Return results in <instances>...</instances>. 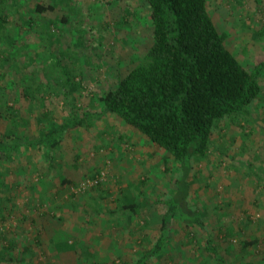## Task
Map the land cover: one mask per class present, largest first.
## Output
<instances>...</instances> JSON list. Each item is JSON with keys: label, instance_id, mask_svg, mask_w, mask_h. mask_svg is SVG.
<instances>
[{"label": "rangeland", "instance_id": "1", "mask_svg": "<svg viewBox=\"0 0 264 264\" xmlns=\"http://www.w3.org/2000/svg\"><path fill=\"white\" fill-rule=\"evenodd\" d=\"M37 3L53 9L37 12ZM207 10L247 71L264 61V0H207ZM0 14V140L102 113L89 128L66 130L57 148L0 154V264H128L161 235L144 264H216L206 235L224 264H264V68L249 117L221 119L206 156L188 162L182 204L201 223L168 215L162 230L184 168L98 100L152 42L146 1L0 0Z\"/></svg>", "mask_w": 264, "mask_h": 264}, {"label": "trees", "instance_id": "2", "mask_svg": "<svg viewBox=\"0 0 264 264\" xmlns=\"http://www.w3.org/2000/svg\"><path fill=\"white\" fill-rule=\"evenodd\" d=\"M145 1L149 6L152 42L142 60L98 100L108 112L142 133L184 168L185 178L175 180L167 212L162 217L163 230L175 214L182 224L201 223L199 215L182 204L189 186L188 162L206 156L211 130L221 119L249 117L248 106L260 93L257 74L264 68V61L255 63L253 71L241 65L225 47V35L216 29L207 0ZM50 9L51 4L37 3L34 7L37 12ZM5 25L6 18L0 14V38ZM101 116V112H84L79 117H64L56 125L49 121L35 138L22 140L14 135L8 141L0 140V154L10 159L19 146L57 148L66 130L89 128ZM48 153L47 159H51ZM58 181L61 186L72 185L63 177ZM122 207L133 212L138 208L136 203ZM183 212L188 214L181 217ZM163 242L161 235L132 264H144L146 256L157 254ZM204 248L216 264H224L210 235L205 236Z\"/></svg>", "mask_w": 264, "mask_h": 264}, {"label": "built area", "instance_id": "3", "mask_svg": "<svg viewBox=\"0 0 264 264\" xmlns=\"http://www.w3.org/2000/svg\"><path fill=\"white\" fill-rule=\"evenodd\" d=\"M104 176V172H100L98 175H96L92 180L89 181V184H97Z\"/></svg>", "mask_w": 264, "mask_h": 264}, {"label": "crops", "instance_id": "4", "mask_svg": "<svg viewBox=\"0 0 264 264\" xmlns=\"http://www.w3.org/2000/svg\"><path fill=\"white\" fill-rule=\"evenodd\" d=\"M127 204H128V203H127ZM122 205H123V204H122ZM124 210H125V209H124ZM126 210H127V209H126ZM138 210H139V208H137V212H134V213H138ZM147 250H148V249H147ZM145 251H146V250H145ZM143 253H144V252H143ZM143 253H142V254H143ZM141 256H142V255H141ZM141 256L137 257L136 260H137L138 258H140ZM149 256H150V255H149ZM136 260H135V261H136ZM135 261H133V262H131V263H128V264H132V263H134ZM71 264H72V263H71Z\"/></svg>", "mask_w": 264, "mask_h": 264}]
</instances>
